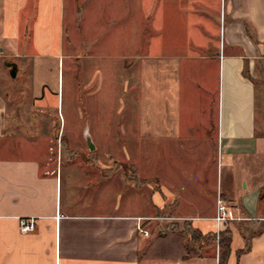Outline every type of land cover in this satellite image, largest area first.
Returning <instances> with one entry per match:
<instances>
[{
	"label": "crops",
	"instance_id": "obj_1",
	"mask_svg": "<svg viewBox=\"0 0 264 264\" xmlns=\"http://www.w3.org/2000/svg\"><path fill=\"white\" fill-rule=\"evenodd\" d=\"M104 1L0 0V55L30 62L32 112L48 118L33 127L54 131V137L8 134V106L0 95V264H221L217 238L208 253L181 232L184 224L216 237L229 228L226 264H264V0H218L219 10H211L219 21L204 11L207 0H197L189 51L156 50L144 59L135 53L140 5ZM151 1L144 11L149 36L162 17V1ZM104 12L119 19L111 26L117 24L111 53L102 48L109 34L99 20ZM78 27L91 48L84 59L123 65L132 56L149 67L130 95L138 136L150 145L149 171L138 169L152 179L143 188L123 171L103 175L61 150L49 152L53 142L62 144L63 119L58 80L44 74L59 65L66 45L79 47L71 36ZM216 28L218 42L206 55ZM149 36L147 47H157L156 35ZM192 60L200 62L196 74L184 75V62ZM183 80L196 84L192 97ZM84 110L90 122L92 108ZM86 126L89 132L91 122ZM218 193L244 219L217 228ZM21 217L35 218L32 231L20 232ZM155 221L164 224L160 232L150 227Z\"/></svg>",
	"mask_w": 264,
	"mask_h": 264
},
{
	"label": "rangeland",
	"instance_id": "obj_2",
	"mask_svg": "<svg viewBox=\"0 0 264 264\" xmlns=\"http://www.w3.org/2000/svg\"><path fill=\"white\" fill-rule=\"evenodd\" d=\"M119 1L105 0L103 4L115 5L117 2L121 7L122 2ZM132 1L135 7L140 5L139 12L135 14L134 19L135 27L139 32L138 46L135 53L141 52L143 58L148 52L156 50L171 53L189 51L186 39L191 34V30L194 28L193 25L197 23L198 18L196 13L190 11L195 8L194 5L197 4V0H161L162 3L158 6L161 10L159 16L162 14V17H159L161 23L157 24L156 34L152 33L150 36L148 33L149 20L148 16L144 15V11H147L149 5L152 6L153 1L150 3L148 0ZM213 8L219 10V1L207 0L204 11L219 21L217 15L213 14L211 10ZM107 15L104 12V16L99 17V20L103 29L108 28L109 33L104 42L107 48L102 45L103 51L111 53L116 51L112 39L115 37L117 24L114 27L111 26L119 19L114 16L111 17L110 14ZM207 22L206 20L205 24ZM216 31L217 28L214 31L212 30L211 34H208L210 44L206 45H209L208 47L205 46L206 55L208 52H214V44L218 42L219 37ZM71 34L72 39H75L79 47L72 50L66 45V54L72 52L71 57L69 58L64 54L59 65H56L55 69L51 68L49 73L45 72L44 74L45 78L50 77L56 83L58 80L60 113L63 119L62 144L60 146L53 142L49 152L59 153L61 150L64 158H75L76 163L80 166L85 165L94 169L101 168L104 171L103 175L111 176L116 171H123L126 179L135 181L137 186L143 188L145 183L152 179L140 176L138 169L140 167L141 172L149 171L150 145L147 142H142L138 136L137 113L133 109L135 103L130 95H132V90L137 83L138 75H149V67L143 64L144 58H140L138 61L137 58L132 56H126V62L123 65L111 59L86 60L84 59V50L87 46L81 42V39H84L83 31L78 27L77 32ZM155 35L158 46L149 49L146 44L148 36L152 38ZM215 38L217 42H215ZM87 50L91 51L90 45ZM5 61L16 63L18 71L15 77L9 74V68L5 65ZM191 62L193 63L184 62V75L188 72L190 75L196 74L200 62L193 60ZM188 65L193 69L187 71ZM156 68L163 73L166 72V67L163 65L156 66ZM31 73L32 66L29 61L15 57L10 52L0 55V95L6 100L8 106V134L25 137L38 135L54 137L53 129L33 127L36 126L39 120L44 121L48 118H43L44 116L40 118V115L37 116L32 112L34 107L30 97ZM142 75L140 90L142 88ZM127 83H129L128 88ZM182 84L184 87L187 86L184 90H188V96L192 97L193 93H196V84L194 85L187 80H183ZM184 96L185 98L188 97L185 91ZM86 105L92 108L93 111L90 119L91 128L88 132L94 143L92 151L89 149L85 138V130L88 128L86 124H90L89 121H86L84 110ZM120 123L123 124L120 125ZM44 145L45 139H38V146ZM176 161L181 162V158ZM159 180L157 178L158 183ZM142 192L144 193V191ZM160 215L162 214H158V217ZM161 226H164V224H161ZM161 226H159L158 221H155L150 227L155 232H160ZM181 227L186 229L189 226L184 224ZM194 247L197 246L194 244ZM203 247H205L202 248L204 251L212 252L214 241H205Z\"/></svg>",
	"mask_w": 264,
	"mask_h": 264
},
{
	"label": "built area",
	"instance_id": "obj_3",
	"mask_svg": "<svg viewBox=\"0 0 264 264\" xmlns=\"http://www.w3.org/2000/svg\"><path fill=\"white\" fill-rule=\"evenodd\" d=\"M242 218L237 214L235 207L229 204L223 197L218 193L216 196V213L213 217V220L217 226L227 225L234 221H239ZM35 227V218L34 217H21L19 218V230L21 233H27L34 229ZM140 231L144 234H148L146 231L140 228Z\"/></svg>",
	"mask_w": 264,
	"mask_h": 264
},
{
	"label": "trees",
	"instance_id": "obj_4",
	"mask_svg": "<svg viewBox=\"0 0 264 264\" xmlns=\"http://www.w3.org/2000/svg\"><path fill=\"white\" fill-rule=\"evenodd\" d=\"M187 226V225H186ZM174 227V226H173ZM185 235L189 237L191 242H199L204 244L208 240H216L219 246V260L221 264H226V259L230 250V241H231V231L229 228L219 232L218 237L214 233L202 234L199 230L193 229L191 227L183 228L182 231ZM248 247L246 244L245 249ZM188 254L193 250V247L188 246Z\"/></svg>",
	"mask_w": 264,
	"mask_h": 264
},
{
	"label": "water",
	"instance_id": "obj_5",
	"mask_svg": "<svg viewBox=\"0 0 264 264\" xmlns=\"http://www.w3.org/2000/svg\"><path fill=\"white\" fill-rule=\"evenodd\" d=\"M5 65L8 66V68H9V74L12 77H15V75L18 71V67H17L16 63L12 62V61H5ZM85 138H86V142H87L89 149L92 151L94 149V144H93L91 137H90L87 130H85Z\"/></svg>",
	"mask_w": 264,
	"mask_h": 264
}]
</instances>
